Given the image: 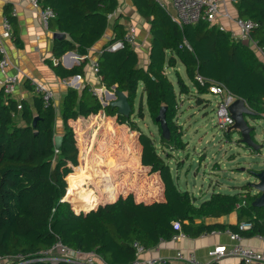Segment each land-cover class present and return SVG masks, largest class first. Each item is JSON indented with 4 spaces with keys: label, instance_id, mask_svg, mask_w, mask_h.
Returning a JSON list of instances; mask_svg holds the SVG:
<instances>
[{
    "label": "trees",
    "instance_id": "obj_1",
    "mask_svg": "<svg viewBox=\"0 0 264 264\" xmlns=\"http://www.w3.org/2000/svg\"><path fill=\"white\" fill-rule=\"evenodd\" d=\"M132 2L150 23L147 66L140 65L137 51L128 43L116 51L108 49L109 44L123 39L127 31L119 19L114 22L113 37L97 58L106 89L113 92L116 86L128 95L132 104L129 116L119 114L110 105L104 106L88 84L81 90L70 87L61 104L63 130L59 133L58 111L53 104H46L37 94L32 101H19L0 90V257L16 260L12 264H51L33 259L59 241L74 249L94 250L109 264H133L135 241L151 249L179 232L193 238L226 229L238 231L243 237L264 235V207L252 205L258 194L248 184L242 185L237 194L214 192L198 203L197 196L179 186L169 164V148L183 150L187 145L177 123V113L180 97L191 89L178 66H184L198 92H210L212 81L222 83L233 95L245 99L256 112L250 117L257 119L264 114V58L253 46L217 24L199 21L180 27L158 0ZM40 3L55 12L49 28L66 34L54 40L56 59L69 51L86 54L107 33L110 15L119 6V0H40ZM230 9L234 15L257 24L249 37L264 51V0H239ZM6 16L12 25L13 15L7 12ZM85 64L83 60L67 69L58 62L54 70L62 79L82 76ZM169 69L175 70L176 84L168 74ZM197 75L205 78L204 84ZM139 87L142 93L138 116L145 114L146 107L158 127L160 146L156 138L136 124L138 116L132 118ZM163 105L167 106L169 140L162 136L156 121ZM100 111L116 116L120 124H128L139 132L141 163L150 168L149 174H160L164 200L137 201L133 192L117 198L120 183L113 184L110 172L122 166L111 159L95 166L89 161L77 166L79 147L68 121ZM92 122L91 125L95 119ZM102 126L115 133L111 119ZM56 135L63 136L59 148ZM101 165L107 168L100 169ZM135 165L140 167L138 160ZM71 166H77L72 173ZM106 198L111 202L100 204ZM236 209L240 215L238 224L207 222ZM244 221L250 222L251 227L240 230L239 224ZM176 222L180 228L175 227Z\"/></svg>",
    "mask_w": 264,
    "mask_h": 264
},
{
    "label": "rangeland",
    "instance_id": "obj_2",
    "mask_svg": "<svg viewBox=\"0 0 264 264\" xmlns=\"http://www.w3.org/2000/svg\"><path fill=\"white\" fill-rule=\"evenodd\" d=\"M178 70L189 85L191 92L180 97V107L177 113V123L184 133L187 145L183 150L169 148L171 157L169 164L175 179L178 180L181 188L187 189L199 198L198 203L208 199L214 192L237 194L242 189V185L253 181L248 169L264 167V158L248 151L239 142V133L234 130L227 133L217 126L216 110L219 96L211 92H198L182 64L178 66ZM168 74L176 84L175 70L169 69ZM141 93L142 87H139L133 106L135 113L132 118L138 116ZM198 98L202 101L198 102ZM101 100L102 102L108 101L106 92ZM144 102L145 98H143V105ZM144 110L145 114L136 118V124L144 132L156 138L160 146L158 127L151 121L146 107ZM108 117L113 118L111 121L115 127V133H109L105 127H100L109 119L103 113L80 118L75 123V127H72L79 147L77 166L85 164L86 161H89L91 166H95L97 162L111 159L115 165L122 166L118 171L110 172L113 184L120 183L117 198L131 190L147 201L157 198L159 195L158 172L155 175L149 174L150 168L141 163L142 145L139 142V132L133 130L128 124H120L115 119L116 116ZM248 118L249 123L256 127L255 138L264 144V114L257 119L249 116ZM94 119L95 123L91 125ZM164 146H162L163 149ZM261 153L264 155V148ZM137 160L139 168L135 165ZM77 166H71L70 173ZM126 166H128L127 169ZM102 168L107 167L101 165L100 169ZM150 185L156 186L153 190L155 193L147 190ZM253 192L256 193L254 190ZM108 201L109 198L103 199L100 204Z\"/></svg>",
    "mask_w": 264,
    "mask_h": 264
},
{
    "label": "crops",
    "instance_id": "obj_3",
    "mask_svg": "<svg viewBox=\"0 0 264 264\" xmlns=\"http://www.w3.org/2000/svg\"><path fill=\"white\" fill-rule=\"evenodd\" d=\"M158 1L171 16L177 14V10L174 7L172 0ZM7 12L13 15L12 17L14 19L12 22V36L5 39V44L11 61L7 68V72L9 74H15L18 70L21 72L19 83L17 84L16 90L12 96L19 101L23 99L32 101L36 93L31 89L30 79L35 78L46 84L47 87L55 92V102L58 110L57 129L59 133L63 130L61 104L67 89L73 87L81 90V87L88 84L93 92V89H100L103 87L101 77L94 73L90 63L92 60L97 59L103 48L109 44L110 39L114 35L113 25L117 19H119V22L124 25L126 30L129 25H134L136 27L137 46L134 47V49L138 53L141 66L146 67L149 62L151 49L150 23L139 14L132 0H119L117 10L110 15V26L107 33H105V35L92 48H90L86 54L79 55L77 52L72 51L67 56L63 55L60 59H56L53 54V43L55 40L54 33L58 30H52L49 27L46 28L39 15V11L34 9L28 0H0V32L4 30L3 19ZM226 25V29L232 32L233 35L237 36V28L229 22H226ZM83 60H86V64L81 80H73V76L62 79L54 70V65L58 62H61L63 67L70 69L79 65ZM3 77V74H0V79H3ZM100 112L99 115H102L103 113L105 117L111 120L113 119L112 117L106 116L104 111ZM80 118L82 119L85 117L80 116L76 120L70 119L68 124L71 127H75V123ZM115 119L117 120V117H115ZM158 179L159 181H157V186H159V195L157 198L149 200V202L155 200L162 201L165 199L164 185L159 173L157 176V180ZM155 187L156 186L150 185L147 190L155 193L153 191ZM130 192L133 191L131 190ZM130 192L126 193L124 196L128 195ZM133 193L137 201L143 200L148 202L146 199L137 196L135 192ZM254 194H258L257 191ZM240 198H242V195H240ZM108 202H111V200ZM239 216V210L236 209L231 213L218 218H209L207 219V222H219L223 224L235 225L239 223ZM262 236H244L241 242L246 246L257 249L264 257V237ZM234 244L235 241L231 240L229 234L225 231H216L194 238L184 236L179 240L171 238L170 240L161 241L154 248L147 249V251L141 255V260H146L151 256H164L171 259L174 264H184V261L176 258L177 251L193 250L197 258L205 264L210 260V256L208 255L209 250L219 245H226L230 247ZM219 264L243 263L236 256H225L219 261ZM259 264H264V258Z\"/></svg>",
    "mask_w": 264,
    "mask_h": 264
},
{
    "label": "built area",
    "instance_id": "obj_4",
    "mask_svg": "<svg viewBox=\"0 0 264 264\" xmlns=\"http://www.w3.org/2000/svg\"><path fill=\"white\" fill-rule=\"evenodd\" d=\"M239 0H172L174 7L177 10L176 15H172L174 21L178 23L180 27L186 24H194L199 21H208L211 25L217 24L223 30H227L226 22H229L236 26L237 36L250 43L258 53L264 58L263 49L259 48L255 41L250 39V32L257 25L251 19H244L238 15H234L231 11V7L235 5ZM34 9L39 11V15L46 28L49 27V22L55 17L54 10L49 7H42L40 0H28ZM4 30L0 32V74H3V79H0V90L8 94H13L19 83L20 70L15 74H9L7 68L10 65V57L5 44V39L12 36V25L7 16L3 19ZM136 27L129 25L123 39H118L107 47L110 51H116L124 46L125 43L130 44L133 48L137 46L136 41ZM91 68L95 74L99 75V63L97 59L92 60ZM100 76V75H99ZM73 80H81V75L73 76ZM197 79L202 84L205 83V78L197 75ZM30 85L33 87L34 92L40 95L46 104H53L57 109L55 102V92L46 86L43 82L35 78L30 79ZM107 89L103 85L100 89H93V94L97 95L100 99L103 98L104 92ZM109 91V90H108ZM209 91L219 96L216 110V123L217 126L223 130H226L229 126L234 124V119L230 114L229 106L238 97L233 95L225 85L222 83L212 81L209 84ZM245 203V202H243ZM238 206H240L238 204ZM176 228H180L179 222L175 223ZM251 227L250 222H241L239 224L240 230H246ZM227 232L231 240L235 241L233 246L219 245L209 250L208 255L210 260L205 264H219V261L225 256H236L243 264H259L263 260V254L257 249L244 245L241 240L243 236L238 231L230 229L224 230ZM216 232V231H215ZM186 236L183 232H179L173 235L172 239L179 240L181 237ZM262 236V235H260ZM264 237V236H262ZM163 241V240H162ZM135 248L136 259L133 264H174L171 259L164 256H151L146 260H141V255L147 251L140 242L135 241L133 243ZM42 256L33 259L50 262L56 264L60 262H67L69 264H109L105 259L96 251H83L81 249L71 248L62 242H57L50 249L42 251ZM176 258L184 261V264H204L201 262L193 250L183 251L178 250ZM14 259H5L0 257V264H12ZM26 262H17L16 264H24Z\"/></svg>",
    "mask_w": 264,
    "mask_h": 264
},
{
    "label": "water",
    "instance_id": "obj_5",
    "mask_svg": "<svg viewBox=\"0 0 264 264\" xmlns=\"http://www.w3.org/2000/svg\"><path fill=\"white\" fill-rule=\"evenodd\" d=\"M66 34L64 32H55L54 37H64ZM72 51L67 52L64 56H67ZM108 101L103 102V105H110L113 108H117L118 113L129 116L132 112V104L128 98V95L114 87L113 92L106 91ZM229 111L231 116L234 119V124L229 126L225 131L230 133L231 131H235L239 133V142L252 154L263 156L261 153L264 148V144L258 142L255 138L257 135L256 127L252 126L249 123L248 116H253L256 112L249 107L246 103L245 99L238 97L236 98L229 106ZM167 106L163 105L160 108L159 114L156 116V121L159 122L161 127L162 136L169 140L171 138V130L167 122ZM37 118L34 120V124L36 123ZM63 136L56 135L55 142L57 148H59L62 144ZM245 169V168H244ZM249 174L253 177L252 182H248L247 184L252 188V190L257 191L258 196L252 201L253 206L264 207V167L262 168H250L248 169Z\"/></svg>",
    "mask_w": 264,
    "mask_h": 264
}]
</instances>
